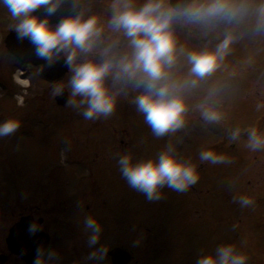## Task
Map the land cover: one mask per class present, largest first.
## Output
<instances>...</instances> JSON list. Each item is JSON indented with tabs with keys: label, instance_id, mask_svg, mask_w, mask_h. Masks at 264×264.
Returning a JSON list of instances; mask_svg holds the SVG:
<instances>
[{
	"label": "rangeland",
	"instance_id": "374dc122",
	"mask_svg": "<svg viewBox=\"0 0 264 264\" xmlns=\"http://www.w3.org/2000/svg\"><path fill=\"white\" fill-rule=\"evenodd\" d=\"M145 2L133 0L137 8ZM230 2L243 5L244 10L235 19H220L218 27L210 23L196 29L172 27L177 62L171 72L178 81L192 78L188 52L215 53L225 41L228 46L213 72L200 78L196 87L181 91L186 104L184 126L162 137L153 134L135 103L145 90L116 81L112 75L105 83L118 100L110 116L97 120L82 115L86 104L53 107L52 97L59 95L57 87L64 86L72 99L71 67L59 86L48 87L39 112L27 84L17 83L27 107L18 113L17 132L0 138L2 254H7L4 239L14 206L29 193L41 191L45 185L65 184V180L69 185L96 180L98 184L124 187L123 215L133 238L139 239L140 233L149 231L167 241L201 246L209 255H215L220 246L231 245L247 256L246 264H264V146L255 150L249 146L253 129L264 136V21L258 12L264 0ZM17 73L14 71L13 78ZM33 85L40 87L35 80ZM75 99L79 104L82 98ZM17 102L22 104L19 99ZM205 110L218 113L220 119H204ZM103 118L110 122L108 127L114 135L97 133L95 121L100 127ZM168 150L178 160L195 165L199 180L184 192L165 186L160 189V200L148 201L128 185L117 161L124 154H131L134 162L156 160ZM205 150L223 156L224 161H202L200 153ZM240 197L252 203L243 206ZM63 246L64 242L58 245ZM69 257L68 253H60L54 262L72 264ZM17 263L9 256L5 264Z\"/></svg>",
	"mask_w": 264,
	"mask_h": 264
},
{
	"label": "clouds",
	"instance_id": "9594fccd",
	"mask_svg": "<svg viewBox=\"0 0 264 264\" xmlns=\"http://www.w3.org/2000/svg\"><path fill=\"white\" fill-rule=\"evenodd\" d=\"M18 19L15 31L18 39H29L35 46L36 55L51 63L62 54L65 62L71 67L73 75L69 81L72 99L69 106L87 105L82 115L94 120L101 116H110L115 109V96L106 86V77L113 76L116 81H124L134 88L145 91L135 98L138 110L144 114L146 122L153 129L156 137H162L168 132H175L184 126L186 104L181 91L194 88L198 80L213 72L217 67L218 58L227 48L228 41L219 46L215 53L188 52L187 60L191 65L190 79L178 81L173 78L171 69L177 62V45L172 31L173 23L185 19L189 23H209L216 19L231 20L244 10L243 5H236L230 0H193L186 6H172L167 0H146L142 7L137 8L133 0H113L112 15L108 22L113 31L122 32L128 38L130 54L118 59L109 55L113 45L103 50L106 57L102 63L88 60L75 64L79 52H91L102 34L98 18L91 16L84 19L82 15L63 19L52 27L47 19H40L31 13L41 5H47V12L54 13L60 0H0ZM261 21H264V5L259 9ZM180 53L184 54L181 48ZM57 94L61 87L55 89ZM76 97H81L79 104ZM204 119L216 121L218 113L205 110ZM20 121L8 119L0 122V138L11 136L17 132ZM234 137L237 133L233 134ZM249 146L255 150L264 146V136L253 129L250 133ZM202 161L221 163L223 156L205 150L200 153ZM119 170L128 185L142 193L148 201L160 200V189L167 186L177 192L186 191L199 180L196 166L178 160L171 150L162 152L156 160L134 162L131 154L121 155L117 161ZM243 206L252 203L247 197H240ZM85 227L90 230L89 247L99 244L102 226L96 218L88 216ZM42 230L36 222L28 225V233L35 235ZM136 244L139 241L135 242ZM108 249L101 246L92 251L88 260L102 262L106 259ZM54 253L49 251L47 258ZM247 256L237 253L231 245L217 248L215 255L201 256L197 264H246ZM32 264H45V254L42 248L36 249Z\"/></svg>",
	"mask_w": 264,
	"mask_h": 264
},
{
	"label": "flooded vegetation",
	"instance_id": "af4514ba",
	"mask_svg": "<svg viewBox=\"0 0 264 264\" xmlns=\"http://www.w3.org/2000/svg\"><path fill=\"white\" fill-rule=\"evenodd\" d=\"M167 2L172 6L182 7L192 3L193 0H174L173 3L171 0H167ZM198 2H206V0H198ZM112 3L113 0H60L54 12L56 19L62 21L69 16L82 15L84 19L96 16L103 29L95 48L91 52H79L75 60L76 63L88 60L102 63L106 58L102 54L103 50L109 45H113L109 51L110 56L114 55L118 59L120 56L130 54L128 38L122 32L113 31L108 25L112 15ZM47 7V5L38 6L31 15L42 8L41 19H47L49 25L55 27L61 21L50 23L52 18L47 12ZM222 21L224 22V20ZM222 21L216 19L209 23L218 27V23L221 24ZM18 22V19L13 18L8 8L0 3V122L8 119L18 120V113L27 107V102H24L23 95L20 96L21 93H19L22 90L18 89L17 82L13 78L16 69L24 70L22 78L28 80L26 89L30 91V96L38 105L37 112L40 107L43 108V104L46 102L48 87L59 86L63 81L61 79L56 83L49 82L39 75L38 69L22 65L8 53L5 48V39L9 33L16 32L15 25ZM209 23H189L181 18L176 20L172 27L196 29L209 25ZM3 64L7 67H3ZM34 80L40 85L37 89L33 85ZM117 92L119 91L117 90ZM18 96L22 97V104H18ZM57 96L55 94L52 97L53 107L67 108L68 103L64 107L56 104ZM115 99L118 100V98ZM100 122L101 126L98 127L95 121V128H98L99 135H110V132L114 135V132L110 131L108 127L110 122L104 118ZM111 149L114 151V148ZM123 188L119 185L98 184L96 180H92L89 184L77 185H69L68 180H65V184L62 185L42 186L41 191L29 193L25 200L14 206L8 231L23 220H26L28 224L36 222L41 225L42 230L39 232L48 242L45 264H55L54 260L59 257L60 253H68L72 264H197V260L201 256L209 255L208 251L201 246L192 245L189 247L176 240L167 241L165 238H160V235L149 231L140 233L139 239L133 238L134 235L129 232V223L124 217L123 203L126 191ZM115 198L116 201H114ZM88 216L96 218L103 229L100 242L94 247L88 245V237L91 234L90 230L85 227V220ZM138 240L140 242L136 244L135 242ZM61 242H64V246L58 247ZM101 246L108 249L106 259L102 262L88 260L89 254ZM49 251L54 253L50 259L47 258ZM7 255L18 261L17 264H25L19 256L9 253Z\"/></svg>",
	"mask_w": 264,
	"mask_h": 264
},
{
	"label": "water",
	"instance_id": "95a60500",
	"mask_svg": "<svg viewBox=\"0 0 264 264\" xmlns=\"http://www.w3.org/2000/svg\"><path fill=\"white\" fill-rule=\"evenodd\" d=\"M173 1L174 0H171V3H173ZM41 12L42 8L36 11L34 15L41 19ZM54 15V13L50 14V18H52L50 19V23L61 21L56 19ZM10 34L11 35L5 39L6 50L21 64L31 65L34 68H38L41 76L51 82L59 81L68 73L69 65L65 62L63 54L53 62L49 63L36 55L35 46L29 39L25 38L21 40L18 39L16 33ZM68 100V92L65 88H62V92L56 97V104L58 106H65ZM28 225L27 221L23 220L19 224L10 228L8 236L5 239V245L9 254L19 256L25 264H32L36 249L38 247L42 248L45 253L48 242L39 231L35 235H29L26 231ZM7 261L8 255L0 254V264H5Z\"/></svg>",
	"mask_w": 264,
	"mask_h": 264
},
{
	"label": "bare ground",
	"instance_id": "6f19581e",
	"mask_svg": "<svg viewBox=\"0 0 264 264\" xmlns=\"http://www.w3.org/2000/svg\"><path fill=\"white\" fill-rule=\"evenodd\" d=\"M15 80L17 83L22 84V85L28 84V80L23 79L22 76H20L19 74L15 75Z\"/></svg>",
	"mask_w": 264,
	"mask_h": 264
}]
</instances>
